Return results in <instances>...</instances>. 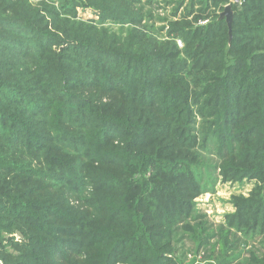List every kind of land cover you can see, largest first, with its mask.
<instances>
[{"label": "trees", "instance_id": "16d2710c", "mask_svg": "<svg viewBox=\"0 0 264 264\" xmlns=\"http://www.w3.org/2000/svg\"><path fill=\"white\" fill-rule=\"evenodd\" d=\"M33 2L0 0V260L264 264V0ZM220 178L255 181L226 223Z\"/></svg>", "mask_w": 264, "mask_h": 264}, {"label": "rangeland", "instance_id": "374dc122", "mask_svg": "<svg viewBox=\"0 0 264 264\" xmlns=\"http://www.w3.org/2000/svg\"><path fill=\"white\" fill-rule=\"evenodd\" d=\"M33 1H34L33 3H36L37 0H33ZM162 5L158 4L151 8L146 7V9H149L151 11L152 17H154V19L157 18L156 19L157 21H159V19L163 21V22H157L155 24V29L160 27V25L164 24L165 23L164 19L168 18L171 13L170 6L167 7V9H164ZM222 11L223 10L219 12L220 15ZM95 14L96 13L90 10L89 8H83L81 6L77 8V15L82 18L95 20L97 18ZM177 43L179 46H181L180 40H177ZM254 184H255L254 180H249L247 178H244L239 181H223L220 178L215 185L214 192L203 193L194 199L195 207L198 210H202L203 212H205L207 214V217H209L211 221H214L216 223L219 222L226 223V216L233 213L234 211V206L231 203L232 197L234 195H241L247 197L253 190ZM254 234L258 235L257 233ZM261 239L262 236H255V239L250 237V239L246 242L247 245L243 246L240 252L243 253L244 256H246L247 249L250 247V245L253 250H255L256 248L260 250L259 244ZM189 248H191V246L188 244H186L184 247L185 250H189ZM256 252L260 254V252L258 251ZM197 258H199V255ZM185 261L186 263H189L187 259ZM0 264H4V263L0 260ZM117 264H125V263H117Z\"/></svg>", "mask_w": 264, "mask_h": 264}, {"label": "water", "instance_id": "95a60500", "mask_svg": "<svg viewBox=\"0 0 264 264\" xmlns=\"http://www.w3.org/2000/svg\"><path fill=\"white\" fill-rule=\"evenodd\" d=\"M234 3H237L238 0H233ZM232 9H231V6L230 5H226L221 13V17L222 16H225V20L227 22V25H228V28L230 30V24H231V21H232ZM17 235L18 236H21L19 232H17Z\"/></svg>", "mask_w": 264, "mask_h": 264}, {"label": "built area", "instance_id": "2783aa9c", "mask_svg": "<svg viewBox=\"0 0 264 264\" xmlns=\"http://www.w3.org/2000/svg\"><path fill=\"white\" fill-rule=\"evenodd\" d=\"M199 255V258H197ZM197 256L192 254V253H188L187 254V261L191 262V264H202L203 263V258H202V254L199 253ZM186 262V261H185Z\"/></svg>", "mask_w": 264, "mask_h": 264}]
</instances>
